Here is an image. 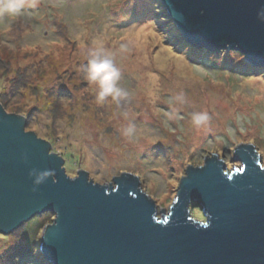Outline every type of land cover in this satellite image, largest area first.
<instances>
[{"label":"rangeland","instance_id":"374dc122","mask_svg":"<svg viewBox=\"0 0 264 264\" xmlns=\"http://www.w3.org/2000/svg\"><path fill=\"white\" fill-rule=\"evenodd\" d=\"M7 3L20 4L18 12L5 11ZM97 45L115 54L118 85L127 93L119 103L98 102L96 86L85 79ZM2 91L10 106H36L25 130L49 141L69 177L82 169L108 184L131 172L159 218L186 167L211 153L230 171L240 166L232 160L235 146L252 143L264 166V66L248 64L233 49L187 44L161 0H0ZM194 112L207 113L209 121L195 127ZM129 126L133 132L126 134ZM190 213L203 218L198 207ZM35 217L43 225L27 232L29 245L23 224ZM53 217L45 211L0 233L2 264H16L28 246L40 254L42 228Z\"/></svg>","mask_w":264,"mask_h":264},{"label":"water","instance_id":"95a60500","mask_svg":"<svg viewBox=\"0 0 264 264\" xmlns=\"http://www.w3.org/2000/svg\"><path fill=\"white\" fill-rule=\"evenodd\" d=\"M161 3L187 44L233 49L264 66V0ZM25 123L0 103V233L49 211L39 251L50 264H264V166L252 143L235 146L240 166L230 171L216 153L188 165L159 218L138 176L101 184L80 169L69 177L64 159ZM33 169L52 174L34 185Z\"/></svg>","mask_w":264,"mask_h":264},{"label":"clouds","instance_id":"9594fccd","mask_svg":"<svg viewBox=\"0 0 264 264\" xmlns=\"http://www.w3.org/2000/svg\"><path fill=\"white\" fill-rule=\"evenodd\" d=\"M19 8L20 4L17 3L4 5V10L13 14L17 13ZM114 56V53L106 51L102 45H97L89 51L90 59L84 66L85 79L96 86L98 102H103L111 97L113 101L119 103L120 99L127 95L118 85L120 71L116 67ZM177 99H180V97H177ZM191 121L195 127L200 128L209 121V116L204 112H194L191 114ZM125 132L131 134L133 127L129 126L125 129ZM51 174L49 171L37 172L35 169L29 173V175L35 177L34 185L41 184Z\"/></svg>","mask_w":264,"mask_h":264},{"label":"trees","instance_id":"16d2710c","mask_svg":"<svg viewBox=\"0 0 264 264\" xmlns=\"http://www.w3.org/2000/svg\"><path fill=\"white\" fill-rule=\"evenodd\" d=\"M183 44V43H182ZM14 93V92H13ZM9 102H10V98H8V92L6 93V91H2L0 92V103L1 105L3 106V108L7 111V110H11L12 112H16V113H20L21 115H23L26 119V125H28V121H29V115H30V112L33 111V109H35L36 111H34V113L37 112V109H36V106H30L28 108V110H24L22 109V107H19V106H10L9 105ZM40 217V216H39ZM39 217H35V218H32L31 220H29L28 222L24 223L23 226L24 228L26 229L25 231V236L23 237V240L24 242L26 241V243H28L29 245H31L32 243V239L30 236H28L27 232L30 231V234H32V229L33 231L36 230V228L40 229V227L43 225L42 224V220L39 219ZM22 227V226H21ZM19 228L20 231L24 232V229L22 230V228ZM39 231V230H38ZM27 249H29V251H26ZM27 249L24 251H22L18 256L20 257V261L23 259V258H27V260L29 259L30 261L33 260L34 262H37L40 263V264H46V262L40 257V254L38 253L37 250H35L34 248L28 246ZM18 256H15L12 257V258H16ZM18 259V258H16ZM19 260H16L17 263L19 264ZM1 261V264L3 263V259L0 260ZM11 261V260H10ZM16 263V264H17ZM10 264V263H9ZM14 264V263H12Z\"/></svg>","mask_w":264,"mask_h":264},{"label":"bare ground","instance_id":"6f19581e","mask_svg":"<svg viewBox=\"0 0 264 264\" xmlns=\"http://www.w3.org/2000/svg\"><path fill=\"white\" fill-rule=\"evenodd\" d=\"M202 220H204V218H202Z\"/></svg>","mask_w":264,"mask_h":264}]
</instances>
